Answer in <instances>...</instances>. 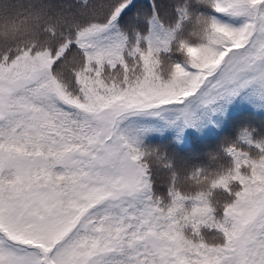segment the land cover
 Wrapping results in <instances>:
<instances>
[{"label":"snow or ice","instance_id":"1","mask_svg":"<svg viewBox=\"0 0 264 264\" xmlns=\"http://www.w3.org/2000/svg\"><path fill=\"white\" fill-rule=\"evenodd\" d=\"M0 264H264V0H0Z\"/></svg>","mask_w":264,"mask_h":264},{"label":"trees","instance_id":"2","mask_svg":"<svg viewBox=\"0 0 264 264\" xmlns=\"http://www.w3.org/2000/svg\"><path fill=\"white\" fill-rule=\"evenodd\" d=\"M142 2L147 3V0H142Z\"/></svg>","mask_w":264,"mask_h":264}]
</instances>
